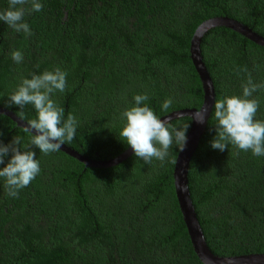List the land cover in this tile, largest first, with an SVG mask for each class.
Returning <instances> with one entry per match:
<instances>
[{"label":"trees","instance_id":"1","mask_svg":"<svg viewBox=\"0 0 264 264\" xmlns=\"http://www.w3.org/2000/svg\"><path fill=\"white\" fill-rule=\"evenodd\" d=\"M26 14L31 35L0 22V106L30 73L60 67L67 87L54 99L78 119L65 144L95 160H109L129 148L119 137L121 113L135 94L148 93L163 117L200 109L201 78L191 59L197 27L216 16L234 18L264 36V0H43ZM7 0H0V11ZM30 7V5H27ZM22 51L19 65L11 59ZM204 62L216 99L241 94L246 68L264 82V47L226 27L203 38ZM258 119H264V89ZM171 98L167 112L161 103ZM189 124L190 117L169 122ZM213 111L189 171L191 197L211 251L218 256L264 253V157L229 146L213 150ZM28 141L29 132L0 114V139ZM41 171L17 198L0 180V264H204L192 245L174 185L179 150L163 162L145 163L134 154L109 168L86 167L61 150H38Z\"/></svg>","mask_w":264,"mask_h":264},{"label":"clouds","instance_id":"2","mask_svg":"<svg viewBox=\"0 0 264 264\" xmlns=\"http://www.w3.org/2000/svg\"><path fill=\"white\" fill-rule=\"evenodd\" d=\"M43 7V0H7V7L0 11V22L16 33L29 36L31 28L24 17L42 11ZM10 55L15 64L23 62L21 50L14 49ZM234 71L237 76L244 72L246 80L241 85V94L223 95L214 101L215 135L210 147L223 152L231 145L240 152L264 157V119L256 118L261 100L253 95L264 89V82H254L246 68ZM67 75V70L60 67L39 74L30 73L29 77H22L6 96L5 107L15 106L22 112L30 105L35 113L25 127V131L30 133L26 143L21 136H13L8 143L0 139V180L11 198H17L19 192L41 171L37 152L33 149L47 155L60 150L62 145L75 137L78 119L71 113L65 118L64 107L54 99L57 92L65 91ZM132 100L133 103L121 113L123 124L119 137L131 148L135 157L147 164L153 159L163 162L173 146L179 151L184 150L189 124L172 126L167 118L162 119L150 107L146 92L135 94ZM171 105V98H166L160 105V111L167 112ZM206 117L207 113L202 108L195 111L192 120L203 124Z\"/></svg>","mask_w":264,"mask_h":264},{"label":"water","instance_id":"3","mask_svg":"<svg viewBox=\"0 0 264 264\" xmlns=\"http://www.w3.org/2000/svg\"><path fill=\"white\" fill-rule=\"evenodd\" d=\"M217 27L229 28L245 36L254 43L264 47V36L254 31L248 25L228 16H216L207 19L202 22L195 30L190 47L191 59L203 84L204 101L200 109L203 108L208 117H206V120L203 124L196 123L194 120H192V126L187 134L186 147L183 151H179L175 162L173 173L175 191L192 245L197 256L204 264H264V253H251L224 257L218 256L211 251L200 224V220L198 218L189 188L190 164L199 147L200 141L206 132L208 121L213 111V104L216 100L215 85L204 62L201 44L204 36L210 30ZM200 109L186 108L177 110L163 116L162 119L167 118L168 122L181 117H190L192 119V115L195 113V111H199ZM0 114L8 116L23 129H25L27 126V121L23 120L13 111L7 108L0 106ZM60 150L78 159L80 162L84 163L86 167L94 168L113 167L122 163L133 155L130 147L117 157L109 160L90 159L66 144L62 145Z\"/></svg>","mask_w":264,"mask_h":264}]
</instances>
